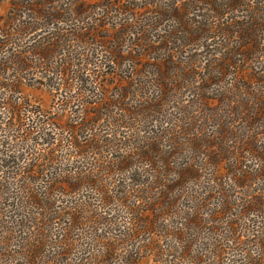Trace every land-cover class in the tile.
<instances>
[{"label":"rangeland","instance_id":"obj_1","mask_svg":"<svg viewBox=\"0 0 264 264\" xmlns=\"http://www.w3.org/2000/svg\"><path fill=\"white\" fill-rule=\"evenodd\" d=\"M209 1L0 0V105L26 104L22 122L35 132L10 131L4 122L15 116L0 107V264H264V27L244 56L222 26L241 9L225 0L214 11ZM57 34L64 46L50 48ZM220 136L245 172L209 163L221 159ZM117 157L128 169L102 170L97 185L145 211L132 196L147 184L156 210L137 224L153 219L149 233L132 236L129 209L115 197L103 206L79 175L94 180ZM169 162L198 171L181 179L167 168L164 178ZM28 170L41 173L43 197L51 179L82 182L69 195L59 184L40 219L19 190Z\"/></svg>","mask_w":264,"mask_h":264},{"label":"trees","instance_id":"obj_2","mask_svg":"<svg viewBox=\"0 0 264 264\" xmlns=\"http://www.w3.org/2000/svg\"><path fill=\"white\" fill-rule=\"evenodd\" d=\"M224 1L225 0H210L208 3H209V5L213 6V8H211L212 10L218 11V10L222 9V7L224 5ZM232 1H235V4L233 6L236 8V10L240 11V9H241V12L239 13V15H236V18H241V19L235 20V21L233 20L234 22H230L228 24L224 23L225 25H222V26H224V29L226 30V32L228 34H231V32H233V34L235 35V38H237L239 40L240 47L245 48V52H243V51H241V52L244 56H246L247 54H249V50L251 48L254 47L256 49L257 45H260L259 40L262 37L261 32H262V29L264 27V2L258 1L256 4L254 3L251 5L250 3H247L244 0H232ZM238 3L240 5H236ZM16 4L18 5L20 3L17 2ZM247 4H249L248 9L246 8ZM244 6H245V8L243 9ZM96 29L97 28L95 26L92 27V30L94 32L98 33L97 36L100 37L99 31H98V29L96 31ZM228 36H231V35H228ZM63 37L64 36H62L61 34H57V38L50 45V48L51 47H57L58 48V46L60 47L63 43ZM100 38L115 39V38H117V36L116 35H112V36L111 35L110 36H104L103 35ZM65 41H66V39H65ZM69 41H70V39H69ZM115 41L116 40H114V42ZM63 46H61V47H63ZM112 51L114 52V54L120 56L119 50L112 48ZM232 51L234 52V50H232ZM32 54L37 55L35 53V51H33ZM232 58H233L232 56L226 57V55H225L223 60H225V61L230 60L231 61ZM230 66H233V63H231ZM31 67L38 68V65H36V62H34V65H32ZM223 67H224V64H221L220 68H223ZM21 68L22 69H20V72H22L24 66ZM160 76H161V78L159 79V84H162V86H167L170 84L171 78L168 75H160ZM160 80H161V82H160ZM208 80L209 79H207V81ZM239 86H240V84H239ZM3 87H7V86L3 85ZM138 88L142 92L143 91L142 89H144V85L138 86ZM261 93H263V92H261ZM257 97H258V101L261 104V102L263 101V98H264L263 95L260 94V95H257ZM247 99L249 102H251V100L249 98H247ZM256 100H257V98H256ZM25 106H26V104L18 105V106H15V105L7 106V102H4L3 105H0V107H3L7 110L9 109L10 110L9 113L13 114L15 116L14 120H16V123L4 122L5 126H7L10 131L13 130V131L18 132V133H20V131L23 130V133L20 135L21 137L30 136L32 134V132L35 134V132L31 131V129H28V128L25 129V125L22 122L23 119H25L24 117L22 118V112H23V109H25ZM34 109L29 108V111L33 112V114H36L37 118H38L41 111L37 110L36 108H34ZM248 119L249 118H247V120ZM242 120H243V118H242ZM245 122L248 123L247 121H245ZM38 124L40 125V119L37 122V125ZM39 125H38V127H36L37 129H41ZM237 134L240 135L241 134L240 131L239 132L236 131L235 135H237ZM14 137H17V135ZM74 137H75V134L73 135L71 133L70 140H69L71 146L75 143ZM226 139H227L226 137H224V139H223L222 136H220V142L217 143L218 144L217 147L219 148V151H217V153H218L217 157L221 158V159H219L220 162L218 159H217V161L215 159H211V160H209V163L212 164V166L216 170V167H217L216 164L217 163L219 164V163H222L223 161H225L229 165L226 168L227 173L232 174V176H235L234 173L237 171L240 172L241 170H243V167H242V163H240L241 159L239 157L236 158V155L234 153H232L231 150H229L227 148ZM243 158H244V156H243ZM151 159H152V157H146V155H144V161H142V160L141 161L145 162V164L149 167L150 165L153 164V161ZM46 160H50V158H47ZM115 161H117V162L115 163ZM192 163L193 162H191L190 164H192ZM93 164H95V163L90 162V164H89V170L90 171L93 168V166H92ZM128 164H129V160H128V158H125V157H117V159L114 160L112 163L106 162L104 168H102L99 171L100 173L97 171L96 179H94V180L89 179L90 174L88 175V174L82 172L83 170L79 171L77 174L82 172L79 175H82V177H83V179L81 178L83 181V184L86 185V182H88L87 184H91L92 186L95 184L94 188L96 189V192L102 194V196L100 197V201L102 200L101 201L102 205L103 206H109V205H112L113 202L111 201V199L114 198L115 196L111 197L112 196L111 194L107 195L109 193V191L107 189L108 187H99V185H97L98 182H100V179L102 177V175H100V174H102V170L104 173L114 174V172L116 171V167L126 168L128 166ZM205 164H207V159L205 160ZM36 167L40 168V166H38V165H36L35 168ZM167 168H172V169H170L171 172H175V174H178V175L180 174L181 179L183 177L196 174V172L198 171V169H194V167L192 165H190V166L181 165L179 168H177V167L174 168V167H171V164L169 162V163H165L162 170L159 171L163 174L162 176H164V178H165V174L163 172H168ZM127 169H128V167H127ZM27 174H28L27 179L30 182V184L23 180L21 187L19 185V190H20V193L22 195L21 198L24 197L26 194L28 196V201L35 202L34 203L35 207L40 209V213H39L40 219L46 218L43 216V212H44L45 207H47V199L50 198V196H52L54 193H61L62 192L61 187H59V184H62L65 186V183H66L68 185V189H65V190H67L66 194L69 195L71 193L72 194L75 193V191L78 189V185L80 184V182H82V181H80L81 179L76 177L73 180H68V179L61 180V181H59L58 184L55 185V182L58 180L53 182L52 181L53 179H51L50 181L46 182V185L48 184V187H46L48 191L45 194V196L43 197L39 194V191H40L39 187H36V188L34 187V180H36L34 178H35V176H38L41 173H33L31 170H28ZM17 176H19V175H17ZM18 181H19V179H18ZM142 183H136L135 184L139 189L136 190V195L132 194L133 195L132 197H135L134 200L138 199V200H141L144 204H146L147 209H145V211L142 208L140 209L139 205H136L131 200H128L131 198V195L130 196L128 195L126 197H115V199H117L118 201L120 200V203L123 204L127 209H129V213L132 214V217L130 218V223H132L131 225L134 227V229H132L133 233H131V234H133L132 236H134V237L136 235H139V234L142 235L145 232L149 233L150 229H149V225H147V224L153 222V219L151 220V218H150L148 220V223L146 224V226H143L144 227L143 229H139L137 223H139L138 221L143 220L142 218L146 217L147 214H145L144 212H146V211L150 212V215H148V216L153 217L154 216L153 212H154V210H156L155 208L152 209L153 200H152V196L150 195L149 189L147 188L149 186L146 184L147 192L144 189L140 190V185ZM155 183H157V185L162 186V187H169V185H170L169 183L168 184L159 183L157 180H155ZM31 185L33 186V188L31 187ZM121 192L122 191H120V193ZM41 200L44 202V204L42 203ZM151 212H152L153 216H151ZM69 215H70V219H71L72 223H75L73 218L76 219V222H77V219L79 218V216H77V215L75 216L74 213H69Z\"/></svg>","mask_w":264,"mask_h":264}]
</instances>
